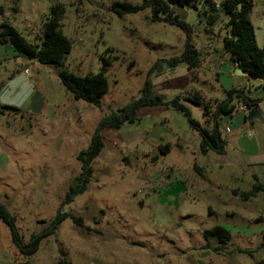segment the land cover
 <instances>
[{
  "label": "rangeland",
  "instance_id": "rangeland-1",
  "mask_svg": "<svg viewBox=\"0 0 264 264\" xmlns=\"http://www.w3.org/2000/svg\"><path fill=\"white\" fill-rule=\"evenodd\" d=\"M114 1L142 0H0V22L37 44L50 7L63 5L61 30L71 41L66 70L97 73L101 57L110 59L108 89L95 106L71 96L57 67L15 57L11 48L0 46V201L16 217L24 243L57 215L81 217L80 223L65 217L29 257L18 253L0 220V264H57L59 249L71 264H264V249L258 248L264 192L248 199L242 195L255 182L264 183V113L251 123L254 128L222 132L227 144L217 154L202 151L198 132L168 104L178 97L205 126L203 104L223 99L228 82L236 80L233 85L246 87L249 96L258 90L259 78L229 77L224 57L208 63L210 49L224 52L226 16L220 12L214 25H206L204 0L196 1V9H180L193 28L199 65L189 69L186 63L163 61L150 72L158 60L183 51L184 32L151 21L148 8L117 16L110 10ZM252 4L250 22L261 47L264 0ZM146 79L163 103L143 106L134 122L102 131L104 147L91 162L86 188L65 203L79 182L77 154L88 146L98 121L139 98ZM195 91L203 104L187 99ZM164 144L166 154L160 149ZM214 225L231 231L229 243L216 251L203 248L202 231Z\"/></svg>",
  "mask_w": 264,
  "mask_h": 264
},
{
  "label": "trees",
  "instance_id": "trees-1",
  "mask_svg": "<svg viewBox=\"0 0 264 264\" xmlns=\"http://www.w3.org/2000/svg\"><path fill=\"white\" fill-rule=\"evenodd\" d=\"M197 0H142L140 3H129L126 1H114L110 10L117 16H124L128 13H136L144 8L150 10V20L153 22H163L170 26L178 27L185 34L183 51L169 60H158L150 69V72L159 66L163 61L170 65L186 63L188 68L199 65L200 53L192 45L191 34L193 28L180 17L179 10L184 7L194 9ZM208 9L202 11V21L205 19L206 25L212 26L216 23L219 13H223L227 20L224 24L226 34L222 39L224 52L229 54L232 62L237 65L252 78H264V42L261 47H257L253 28L250 22V13L253 7L252 0H220L217 4L214 0H204ZM2 8H0L1 10ZM64 12L63 5L58 2L50 7L49 13L45 16L43 27V39L40 44L31 43L10 23L0 22V46L12 49L15 57L21 56L28 60H35L39 64L53 65L57 67V76L62 86L76 100H83L95 106L100 105V97L107 91L108 83L106 71L110 66L109 57L102 56V66L97 73H87L76 75L63 67L64 59L70 52L71 41L62 33L61 18ZM171 85L172 81L167 82ZM151 83L146 79L141 89L139 98L132 100L127 105L111 112L108 116L100 119L90 138L88 146L80 150L77 160L80 162L81 172L78 176V183L71 186L70 193L65 203L71 201L77 193L84 191L92 174L91 162L98 156L104 147L102 131L104 129H118L125 122H134L137 119V111L143 106L162 104L161 95H152ZM263 92L262 98H253L246 92L245 87H232L225 90V97L221 100L214 99L204 104L203 96L198 92H193L192 97L187 99L195 104H203V115L207 116L208 125H201L191 117L190 111L175 97L168 104L182 111L187 117L189 126L196 130L200 136V147L204 152H214L223 154L226 140L222 137L220 129L221 119L231 116L238 103L247 109L256 108L264 98V83L261 84ZM161 153L169 151V145L161 146ZM258 192H264V183L255 182L251 188L242 192L245 199L256 196ZM64 204V203H62ZM70 216L75 222L80 223L81 217L62 213L57 215L54 222L38 233L31 234L28 242L24 243L16 226V217L12 214L4 202L0 201V220L7 226L12 245L22 257H29L35 253L42 238L54 233L57 224L65 217ZM205 243L204 249L214 251L221 250L231 240V231L225 226L214 225L202 231ZM211 241H215L217 246L211 247ZM259 249H264V233L262 241L258 245ZM264 262V260H263ZM23 264H28L25 261ZM57 264H71L64 258L63 250L59 249Z\"/></svg>",
  "mask_w": 264,
  "mask_h": 264
},
{
  "label": "crops",
  "instance_id": "crops-1",
  "mask_svg": "<svg viewBox=\"0 0 264 264\" xmlns=\"http://www.w3.org/2000/svg\"><path fill=\"white\" fill-rule=\"evenodd\" d=\"M5 49L9 50V47H5ZM208 53H209L208 54V56H209L208 63H210V64L216 63L218 61L219 57H224V59H225V64L224 65H226V67H227L226 71H228L230 73V75H228L229 77H231V78L237 77L238 78V77H246L247 76V74L244 71H243L242 74L235 73L236 63L231 61L230 56L226 52L224 54V52H222L221 50H219L217 52L215 48H212V50L210 49L208 51ZM225 55H228V56L225 57ZM31 61H35V60H31ZM219 65H221V64H219ZM259 80H262V83H264V78H260ZM235 81L236 80H232V81L228 82V85L226 84L225 87H223L222 91L225 93V90H227V89H230L232 87H240L239 83H237L235 86L233 85V82H235ZM262 83L258 84V86H257L258 90H256L253 93L254 96H251V97H253V98H262L263 92H262V89L260 87ZM245 89H246V87H245ZM259 104H260V109L259 110H260V113H261V119L258 120V121H261L262 120V113H264V98L262 99V101ZM248 111H249V109H247L241 103H238L237 107L234 110V112L232 113V115L228 116V119H226L227 116H225L223 119H221V124H220L221 131L225 132V133H231V132H235L237 129H240L242 127L251 126L252 125L251 123L253 121H249L247 119ZM234 118H236L238 120L237 123H234V120H233ZM223 124H224V126L222 127ZM251 127L254 128V126H251ZM260 142H264V138H261ZM226 144H227V141H226Z\"/></svg>",
  "mask_w": 264,
  "mask_h": 264
},
{
  "label": "water",
  "instance_id": "water-1",
  "mask_svg": "<svg viewBox=\"0 0 264 264\" xmlns=\"http://www.w3.org/2000/svg\"><path fill=\"white\" fill-rule=\"evenodd\" d=\"M235 73H237V74L243 73V70L237 65V63H236V67H235ZM259 109L260 108H258V107L249 109L247 119L249 121L260 120L261 119V113H260Z\"/></svg>",
  "mask_w": 264,
  "mask_h": 264
},
{
  "label": "built area",
  "instance_id": "built-area-1",
  "mask_svg": "<svg viewBox=\"0 0 264 264\" xmlns=\"http://www.w3.org/2000/svg\"><path fill=\"white\" fill-rule=\"evenodd\" d=\"M214 2H215L216 4L218 3L216 0H214ZM24 72L27 73V70L25 69ZM258 108H260V104H259Z\"/></svg>",
  "mask_w": 264,
  "mask_h": 264
}]
</instances>
